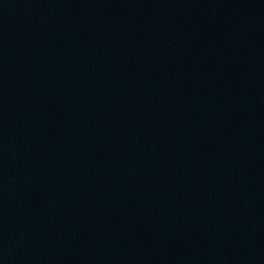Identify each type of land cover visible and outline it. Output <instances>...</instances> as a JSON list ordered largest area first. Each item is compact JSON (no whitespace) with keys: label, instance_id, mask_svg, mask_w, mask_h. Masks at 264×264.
<instances>
[{"label":"water","instance_id":"obj_1","mask_svg":"<svg viewBox=\"0 0 264 264\" xmlns=\"http://www.w3.org/2000/svg\"><path fill=\"white\" fill-rule=\"evenodd\" d=\"M0 264H264V0H0Z\"/></svg>","mask_w":264,"mask_h":264}]
</instances>
